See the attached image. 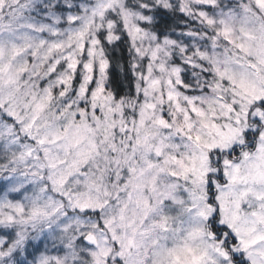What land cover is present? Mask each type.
Instances as JSON below:
<instances>
[{
  "label": "snow or ice",
  "instance_id": "6c2138e0",
  "mask_svg": "<svg viewBox=\"0 0 264 264\" xmlns=\"http://www.w3.org/2000/svg\"><path fill=\"white\" fill-rule=\"evenodd\" d=\"M0 264H264V0H0Z\"/></svg>",
  "mask_w": 264,
  "mask_h": 264
}]
</instances>
